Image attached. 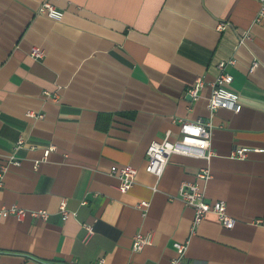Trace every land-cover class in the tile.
<instances>
[{
    "label": "crops",
    "instance_id": "crops-1",
    "mask_svg": "<svg viewBox=\"0 0 264 264\" xmlns=\"http://www.w3.org/2000/svg\"><path fill=\"white\" fill-rule=\"evenodd\" d=\"M42 1L0 0V162L20 161L4 173L0 208L48 212L45 220L0 218V264H170L173 242L188 238L184 264H264L258 0H46L63 11L61 20L38 14ZM218 22L228 25L218 30ZM246 31L250 39L238 43ZM229 58L241 108L210 112L216 63ZM253 59L259 63L250 68ZM180 118L210 122L214 155L173 153L156 179L145 170L146 147L167 132L176 138ZM238 146L253 150L231 157ZM112 164L137 169L125 193ZM205 167L206 198L224 200L236 221L225 228L207 213L190 235L193 210L177 186ZM62 200L74 215L62 217ZM142 200L148 205L140 208ZM83 222L94 226L86 243ZM137 232L151 241L132 251Z\"/></svg>",
    "mask_w": 264,
    "mask_h": 264
},
{
    "label": "built area",
    "instance_id": "built-area-1",
    "mask_svg": "<svg viewBox=\"0 0 264 264\" xmlns=\"http://www.w3.org/2000/svg\"><path fill=\"white\" fill-rule=\"evenodd\" d=\"M258 4V9L254 16L255 22H261L264 20V0H258ZM36 12L54 20H61L63 17V11L46 0L40 2L37 6ZM227 25V22H218L216 28L222 30ZM249 39L250 34L246 31L238 37V43L243 44ZM30 53L34 57H40L43 51L38 47H33ZM232 62L233 60L229 58L226 61L221 60L216 63L218 72L212 82V89L206 103V107L210 112L217 108H226L233 112H238L241 108L238 93L229 87L232 81V75L225 69L226 63ZM258 63L257 59H253L250 68H254ZM201 83V78H196L195 82L188 90L193 98L198 97V90ZM27 114L29 116H35L34 112L31 111H28ZM37 116L41 117L42 114ZM178 126V136L173 140L168 138L169 134L167 132L163 139L153 140L146 147L145 170L154 175L156 179H158L163 173L168 159L173 153L198 156L205 160L210 159L211 156L214 155V150L211 146V124L209 121H205L201 118L196 120L180 118L178 119ZM22 142V137H19L16 141L15 148L19 147ZM51 148L52 146L45 150L44 156L47 155ZM251 150L253 149L243 146L234 147L230 156L242 159L245 158L247 153ZM9 164L19 165L20 161L14 156H10L6 162H0V188L3 185V176ZM34 164L36 166L37 161H35ZM109 171L111 174H115L118 177V189L125 193L134 183L137 169L131 164H112ZM195 177L197 180L180 182L177 186V195L193 210V216L189 228L190 235L194 233L196 226L207 213H213L221 226L225 228L233 227L236 219L228 212L226 202L224 200L209 201L205 196L203 183L211 177L210 170L207 167L201 168L196 173ZM155 187L156 186H153L152 188L155 189ZM147 205L148 201L146 200H142L137 204L140 208ZM59 211L63 218L74 215V212L66 209L64 200L59 204ZM8 215H13L16 219H21L25 215H29L31 217H38L45 220L48 216V212L45 209H25L16 204H12L0 208V218ZM81 226L84 230L81 241L86 243L94 233V226L92 223L87 222L81 223ZM150 241V234L137 232L132 237L131 250H141L146 244L150 243ZM188 244L189 238L181 242H173L175 256L172 258L170 264H184L182 258L187 250Z\"/></svg>",
    "mask_w": 264,
    "mask_h": 264
}]
</instances>
